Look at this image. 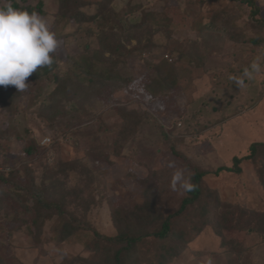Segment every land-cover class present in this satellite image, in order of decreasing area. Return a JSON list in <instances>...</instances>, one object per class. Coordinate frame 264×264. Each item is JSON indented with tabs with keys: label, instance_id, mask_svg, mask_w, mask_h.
<instances>
[{
	"label": "rangeland",
	"instance_id": "obj_1",
	"mask_svg": "<svg viewBox=\"0 0 264 264\" xmlns=\"http://www.w3.org/2000/svg\"><path fill=\"white\" fill-rule=\"evenodd\" d=\"M104 1L88 0V3L66 13L76 19L83 17L84 22L78 28L72 23L62 35L56 36L59 45L54 54L59 60L60 69L65 67L61 61L67 54H74L78 50L74 38L75 32L79 33L78 35L83 34L86 32L84 28L87 27H90L87 28L90 32L97 31V28L90 26L87 20L101 13ZM192 2L194 0L191 2L110 0L109 5L114 13H117L116 17L121 20V24L123 21L129 22L128 26L124 25L122 28L123 43L133 53V57L128 59L127 70L136 82L128 86L121 96L107 88L105 90L107 96L97 98L94 104L87 107L91 111V117L82 113L70 119V123L75 124L69 128L70 131H66L65 116L52 120L38 118L36 115L38 96L35 94L26 96L27 89L20 98L22 112H16L14 116L5 118V113L0 111V120L4 119V124L6 122L9 134L8 139H1L6 153L22 152L24 141L34 136L36 140H45V144L48 143L40 144L45 147L41 150L48 153V165H60L75 158H81L83 164L86 161L91 164L94 158L102 160L100 165L101 168H106L105 174L101 175L96 171V181L100 190L98 197L102 200L88 215L89 223L102 233H114L117 226L130 222L134 216L154 214L155 185L144 190L141 195H137L140 181L149 176L151 170H163L164 173V169L169 168L170 161L183 168V158L170 151L169 145L156 135L155 127L151 122L141 123L140 130L117 155L100 152L96 154L93 151L91 155L86 154L90 149L92 134H80L76 130H83L89 123L94 126L100 123L106 126L117 123L121 124L124 130L136 131L139 124V116L136 113L139 110H147L169 134L172 132L171 141L176 137L183 139L180 143L173 140L180 153L185 155L191 164L208 171H213L222 164L231 165L233 156L245 155L251 142L264 141V75L257 76L253 81H247L246 86L240 89L236 82L230 79L232 76L240 75L241 72L237 71L238 66L232 64L228 70L223 67L227 64L223 65L220 60L226 38L234 37L242 40L245 35L253 36V29L248 23L251 19L248 16L249 8L243 7V15H241L227 0H206L199 12L200 15L192 22L190 15L196 16L197 13V7ZM259 2L263 15L264 0ZM45 9L47 11L45 18L50 22L56 10L55 0H45ZM212 9H220L227 14L222 22L224 27L222 35L200 29ZM165 11L171 15H167ZM172 16L180 22L177 29L173 28ZM143 23L146 28L139 30ZM190 23L192 30L180 28L182 24L190 25ZM73 30H75L73 34L67 35V32ZM116 30L118 27L115 25L112 29L109 27L99 33L101 38L99 48L105 55L115 53ZM194 30L196 32H193ZM92 32L96 35L94 31ZM137 35L142 37L138 46L135 38ZM194 37L208 55L204 68L211 71L209 73L207 71L193 81L195 89L191 93L192 101H186L183 92L180 91L177 93L172 91L168 97L160 100L152 99L142 85V81L149 78L148 67L161 57L167 59L174 57L176 53L173 52L189 50ZM256 50L257 53L253 58L261 54L259 47ZM26 83H29L28 79ZM142 91L146 93H141ZM119 102L125 104L126 110L122 114H118L115 110V105ZM48 122L54 123L50 126ZM173 124L176 127L173 128ZM25 128L28 130L26 131ZM18 137L21 140L17 139ZM107 139L110 140V136ZM100 140L103 142L106 138L101 136ZM109 145L111 146L112 143L108 144L107 149ZM241 166L242 172L239 174L221 172L220 176L207 175L205 180L217 191L220 201L240 204L247 209L256 210L258 216L253 233L244 235L243 232L236 230L223 232L225 238L245 241L244 252L237 256L223 251L219 236L208 226L188 245L180 246L182 253L177 261L178 264H208L209 260L211 264H264V191L253 166L248 161L242 162ZM36 171L39 173L40 170L37 168ZM262 177L264 179V169ZM80 180H83V175L74 171L69 174L67 182L74 186ZM137 201L141 202V206L138 209L131 208ZM16 205V201L10 197V191H0V257L3 262L80 264L81 260L90 259L95 253V239L91 230L78 229L63 241H58L61 220L57 216H51L45 220L41 232L35 234L30 224L12 221L5 216H11L12 207ZM7 210L10 214H6ZM166 245L170 247L169 244ZM171 250L174 251V255L178 254L176 249Z\"/></svg>",
	"mask_w": 264,
	"mask_h": 264
},
{
	"label": "trees",
	"instance_id": "obj_2",
	"mask_svg": "<svg viewBox=\"0 0 264 264\" xmlns=\"http://www.w3.org/2000/svg\"><path fill=\"white\" fill-rule=\"evenodd\" d=\"M188 1L191 2V0ZM227 1L231 2L236 12L241 15H243V7H248V16L251 17L248 23L253 29V36L245 35L242 40L234 37L226 38L220 57L223 65L227 64L223 67L230 70L229 67L236 64L237 71L242 72L243 68L252 61L253 55L257 53L256 49L264 40V14H261L262 6L259 0ZM205 2L206 0L192 2L197 7L196 16L190 15L192 22L200 15L199 12ZM12 3L14 7L26 9L29 12L36 11L43 17L47 12L45 0H12ZM86 3L88 0H55L56 10L49 23L56 36L62 35L67 26L72 23L76 24L77 28L82 26L83 17L76 19L66 13ZM109 3L110 0H105L101 13L87 20L90 26L97 28L96 32L91 28L96 35L87 29L90 27L84 28L87 33L78 35L79 33L75 32L74 38L78 50L74 54L68 53L61 61L65 65L64 69L59 68V60L53 53V63L50 66L38 68L27 78L29 84L26 96L30 94L38 96L37 117L41 120L49 118L52 120L65 116L67 132L75 125L70 123L71 118H76L82 113L91 117V111L87 107L94 104L97 98L105 95L107 88L121 96L128 86L136 82L127 70L128 59L133 57V53L123 43L122 28L124 25L128 26L129 22L123 21L121 24V20L117 19V13H114ZM165 13L170 14L167 11ZM226 15L220 9H212L200 29L222 35L224 31L222 22ZM185 17L189 18L187 15ZM172 20L173 28H179L180 22L173 16ZM191 23L190 25L182 24L180 28L192 30ZM115 25L118 27L115 32V53L105 55L99 48L101 41L99 33L109 27L112 29ZM140 27L139 30L146 28L144 23ZM74 31L67 32V35L73 34ZM135 38L137 46L140 45L142 37L137 35ZM189 48L184 52H173L176 55L170 59L161 57L155 64L148 67L149 78L142 81V85L152 99L160 100L168 97L172 91L174 93L180 91L183 92L186 101H192L191 93L195 89L193 81L207 71L209 73L211 69L204 68L208 55L198 45L196 37L193 38ZM23 95V92H19L13 85H0V111L5 113V118L14 116L16 112H22L20 98ZM60 98L64 99L60 100ZM115 110L118 114L124 113L125 104L117 103ZM136 114L139 116L136 131L124 130L121 124L117 123L109 126L104 123L98 126L89 123L83 130H76L80 134H92L90 149L86 151V154L91 155L93 151L96 154L100 152L117 155L140 130L141 123L151 122L155 127L156 135L169 145L170 151L183 158V169L186 175H191L192 182L196 185L194 191L185 193L171 189L172 168H165L164 173H162L163 170H151L150 175L140 181L137 195H141L144 190L155 185L158 193L155 192L153 197L154 214L134 216L130 222L117 226L114 233H102L88 220L90 211L102 200L98 197L100 190L96 181V171L101 175L105 174L106 168H101L100 165L102 160L94 158L91 164L87 161L83 164L81 158H75L60 165H48V153L41 150L45 147L40 146V141L34 136L24 141L22 152L6 153L1 139H8L9 134L3 119L0 120V191H10V197L18 205L12 207L11 216L4 215L12 221L30 224L35 234L41 232L48 217L57 216L61 220L58 241H63L78 229L91 230L95 239V253L90 259L81 260L80 264H178L177 261L182 253L180 246L188 245L208 226L214 234L219 236L223 251L240 256L246 247L245 241L225 238L223 232L236 230L243 232L244 235L253 233L258 214L256 210L247 209L240 204L220 201L217 191L207 184L205 178L207 175L220 176L221 172L239 174L242 172L241 163L248 161L253 166L264 191L262 177L264 141L251 142L245 155L233 156L231 165L222 164L213 171H208L191 164L187 157L180 153L173 140L180 143L183 139L176 137L171 141L172 132L169 134L152 113L139 110ZM53 123L48 122V125L52 126ZM174 127H176L175 124H173ZM25 130L28 129L25 128ZM100 135L106 140L101 142ZM109 136L110 140L107 139ZM17 139L21 140L19 137ZM110 142L112 145H109L111 147L109 150L107 147ZM37 168L40 170L39 173L36 171ZM74 171L83 175V180L73 186L67 181H69V174ZM140 206L141 202L137 201L131 208L138 209ZM6 214L10 212L7 210ZM166 243L171 248L167 247ZM171 249H176L178 254L174 255ZM0 264H10V262H3L0 257Z\"/></svg>",
	"mask_w": 264,
	"mask_h": 264
},
{
	"label": "clouds",
	"instance_id": "obj_3",
	"mask_svg": "<svg viewBox=\"0 0 264 264\" xmlns=\"http://www.w3.org/2000/svg\"><path fill=\"white\" fill-rule=\"evenodd\" d=\"M59 45L49 21L38 12L13 6L12 0H0V85H13L19 92L28 88L27 78L38 68L53 63L52 54ZM264 75V53L253 58L239 76H232L239 88ZM44 139V138H43ZM41 145H47L40 140ZM173 169L170 186L185 193L195 190L190 174L170 161ZM208 264H211L209 260Z\"/></svg>",
	"mask_w": 264,
	"mask_h": 264
},
{
	"label": "built area",
	"instance_id": "obj_4",
	"mask_svg": "<svg viewBox=\"0 0 264 264\" xmlns=\"http://www.w3.org/2000/svg\"><path fill=\"white\" fill-rule=\"evenodd\" d=\"M259 50H260V52L261 53H264V40H263V42L260 44V46H259ZM45 142V140H43V143Z\"/></svg>",
	"mask_w": 264,
	"mask_h": 264
}]
</instances>
